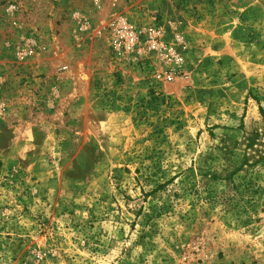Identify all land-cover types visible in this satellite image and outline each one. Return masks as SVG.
Listing matches in <instances>:
<instances>
[{"label":"rangeland","instance_id":"rangeland-1","mask_svg":"<svg viewBox=\"0 0 264 264\" xmlns=\"http://www.w3.org/2000/svg\"><path fill=\"white\" fill-rule=\"evenodd\" d=\"M0 264H264V0H0Z\"/></svg>","mask_w":264,"mask_h":264},{"label":"built area","instance_id":"built-area-1","mask_svg":"<svg viewBox=\"0 0 264 264\" xmlns=\"http://www.w3.org/2000/svg\"><path fill=\"white\" fill-rule=\"evenodd\" d=\"M96 2V0H95ZM163 29L160 27L137 28L125 19L116 22L117 42L116 46L125 51H136L143 58L149 53L156 54L168 51L170 47L162 39ZM173 74L166 75V79L171 81Z\"/></svg>","mask_w":264,"mask_h":264},{"label":"trees","instance_id":"trees-1","mask_svg":"<svg viewBox=\"0 0 264 264\" xmlns=\"http://www.w3.org/2000/svg\"><path fill=\"white\" fill-rule=\"evenodd\" d=\"M261 113H263L262 109H261Z\"/></svg>","mask_w":264,"mask_h":264}]
</instances>
